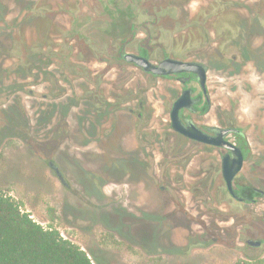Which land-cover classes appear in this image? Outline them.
Instances as JSON below:
<instances>
[{
  "label": "flooded vegetation",
  "instance_id": "obj_1",
  "mask_svg": "<svg viewBox=\"0 0 264 264\" xmlns=\"http://www.w3.org/2000/svg\"><path fill=\"white\" fill-rule=\"evenodd\" d=\"M39 1L27 2L8 28L27 29L30 37L0 44V79L15 78L8 91L31 97L33 115L18 110L23 104L15 96L20 121L30 124L36 117L37 123H47L59 116L64 122L70 110L79 108L78 124L91 126L98 138L107 120L104 134L112 136L109 143L115 151L116 127L136 115L135 125L144 140L151 138L150 146L173 143L171 158L159 162V191L171 194L174 217L183 219L193 238L204 240L199 245L246 236V245L264 253V0L250 5L245 0H126V6L116 0H47L48 6ZM232 7L246 11V17L235 14V26L226 20ZM233 29L237 51L227 60ZM128 55L154 66L165 59L198 63L205 69V81L201 85L195 72L153 74L129 61ZM249 65L251 72L245 69ZM133 78H145L144 87L140 83L132 88ZM18 79L31 80L30 88ZM39 82L45 94L36 90ZM154 82L161 83L156 103L166 116L161 131L147 130V119L154 113L148 90ZM213 85L237 94L218 95ZM185 92L187 105L178 110L181 125L194 126L212 139L228 129L221 142L240 150L241 168L230 188L222 164L233 163V152L172 128L170 113ZM216 97L220 105L230 99L238 110L253 111L252 120L229 122L224 110L214 109ZM133 102L137 105L132 107ZM168 162L178 172L173 178ZM189 165L196 171L193 182L185 184L179 173ZM245 206L255 209L248 213Z\"/></svg>",
  "mask_w": 264,
  "mask_h": 264
},
{
  "label": "rangeland",
  "instance_id": "obj_2",
  "mask_svg": "<svg viewBox=\"0 0 264 264\" xmlns=\"http://www.w3.org/2000/svg\"><path fill=\"white\" fill-rule=\"evenodd\" d=\"M29 1L0 0V44H12L10 39L18 36L30 37L27 29H8L13 20L21 16L20 12L24 13L21 9ZM116 2L127 5L126 0ZM245 2L250 5L252 0ZM38 4L48 6L47 0H40ZM228 10L226 20L233 26L235 14L246 17L244 10H235L234 7ZM44 23L46 20H42ZM35 25H39L38 20ZM235 31L233 29L232 39L227 41V60L237 51ZM245 69L251 72L253 68L249 65ZM15 81V78L0 79V191L18 201L21 209L36 223L57 230L63 239L79 246L92 264L264 261V253L245 244L246 236L209 240L201 246L199 242L204 240L193 238L183 219L177 218L178 214L174 217L171 194L160 193L162 181L158 182L157 177L159 162L171 158L168 152L173 143L150 146L151 138L144 140L138 124L135 125L136 115L119 122L115 142L118 146L112 151V143H109L112 136L109 138V134H104L108 129L107 120L101 126L103 131L98 138V134L93 135L91 126L78 124L79 108L69 111L63 118L65 123L63 120L59 122V116L47 123H37L36 117L30 124L20 121L18 110L23 114L25 110L30 115L34 112L29 108L31 97L27 93L14 95L8 91ZM145 81V78H133L131 87L138 88L140 83L144 87ZM17 82L30 88L28 83L31 80L18 79ZM42 82L38 83L36 90L45 94ZM160 84L149 85L148 104L153 106L154 113L147 119L148 131H161L162 120L166 118L156 103ZM213 86V92L218 95L222 92L237 94L232 88ZM15 96L23 104L18 110ZM216 99L214 109L224 110L229 122L239 123L240 118L252 120L253 111L238 110L231 105L230 99L220 105L219 98ZM135 105L133 102L131 106ZM167 167L171 170V178L178 174L172 171L171 162ZM195 171V166L189 165L187 170L179 173L185 184L193 182ZM245 209L251 213L255 207L245 206Z\"/></svg>",
  "mask_w": 264,
  "mask_h": 264
},
{
  "label": "trees",
  "instance_id": "obj_3",
  "mask_svg": "<svg viewBox=\"0 0 264 264\" xmlns=\"http://www.w3.org/2000/svg\"><path fill=\"white\" fill-rule=\"evenodd\" d=\"M0 264H92L76 244L36 223L21 204L0 191ZM234 264H264L239 260Z\"/></svg>",
  "mask_w": 264,
  "mask_h": 264
},
{
  "label": "water",
  "instance_id": "obj_4",
  "mask_svg": "<svg viewBox=\"0 0 264 264\" xmlns=\"http://www.w3.org/2000/svg\"><path fill=\"white\" fill-rule=\"evenodd\" d=\"M127 59L131 62H134L138 66H141L145 69V71H150L153 74L156 75H168V74H174V73H182V72H195L198 75L199 82L201 85H203L205 81V69L202 65L198 63H189V62H182L178 60L173 59H165L161 61L157 66L151 65L146 59L135 57L132 55H128ZM188 94V92H185L182 97H180L173 105L172 111L170 113V120L172 128L180 132L183 135L195 137L197 140L203 141L208 144L213 145H222L228 148L230 151L233 152L236 159L233 161V163H226V161H223L222 164V175L227 183V186L230 188L231 181L234 177V175L238 172V170L241 168V153L238 148H234L229 143L221 142V138L225 133H227L229 130H222L217 138L212 139L205 135H203L199 130H197L194 126H188L183 127L178 119V110L185 105H187L184 102L185 96ZM52 166V165H50ZM58 174V172L56 171Z\"/></svg>",
  "mask_w": 264,
  "mask_h": 264
}]
</instances>
